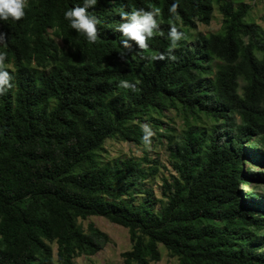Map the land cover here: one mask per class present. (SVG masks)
Returning <instances> with one entry per match:
<instances>
[{"label":"trees","instance_id":"obj_1","mask_svg":"<svg viewBox=\"0 0 264 264\" xmlns=\"http://www.w3.org/2000/svg\"><path fill=\"white\" fill-rule=\"evenodd\" d=\"M83 3L27 0L21 20H0V53L13 76L0 96V264L95 256L110 237L93 223L86 231L80 220L90 217L128 229L123 264L160 262L161 246L178 264H264V195L243 200L239 191L248 153L264 166V30L248 21L252 6L96 0L90 43L64 17ZM133 9L159 10L143 50L132 41L125 48L117 31L121 11ZM216 10L221 30L190 43L189 30L209 25ZM172 26L184 34L175 47ZM166 109L183 114L184 129L165 135L172 172L157 197L148 184L160 178L158 162L109 159L105 144L149 143L141 123L159 127L155 116Z\"/></svg>","mask_w":264,"mask_h":264},{"label":"rangeland","instance_id":"obj_2","mask_svg":"<svg viewBox=\"0 0 264 264\" xmlns=\"http://www.w3.org/2000/svg\"><path fill=\"white\" fill-rule=\"evenodd\" d=\"M252 6L248 21H252L261 26L264 30V0H244ZM222 16L216 10L214 18L209 25H205L197 21V28L189 30L187 39L193 43L199 35H209L217 33L221 30ZM48 38L53 39L62 50H66L63 43L55 37L54 31H50ZM49 70V68H48ZM160 120V126L154 127L149 119L144 120L141 124L149 131L152 140L143 145H135L131 142H123L118 139H110L105 144L106 153L104 154L109 159H124V158H142L147 156L151 160L158 162L160 166V178L151 181L148 185L153 187L157 197L161 196L160 184L162 177H168L172 172L169 163L170 149L168 139L165 135L168 133L176 137H180L183 132V114L177 109H166L160 116H155ZM239 121V120H237ZM162 135V137H160ZM251 148L247 145V149ZM264 151V145L260 146ZM245 157L243 166L244 173L249 176L247 184L240 185L239 191L241 198L247 200L248 195L252 193H260L264 195V180H259L251 177V174H264V166L258 162L256 155L248 153ZM165 167V168H164ZM84 229L87 231L88 225L93 223L101 231L105 232L110 237V242L102 251L92 257L82 256L76 259L77 264H123V253L131 249V241L128 229L109 222L103 217H90L87 220H80ZM56 248V247H55ZM162 252V260L153 264H178L176 258L171 257L164 247H160Z\"/></svg>","mask_w":264,"mask_h":264},{"label":"clouds","instance_id":"obj_3","mask_svg":"<svg viewBox=\"0 0 264 264\" xmlns=\"http://www.w3.org/2000/svg\"><path fill=\"white\" fill-rule=\"evenodd\" d=\"M96 0H84L83 6H76L64 13V17L69 21L70 27L78 33H83L90 43L97 39V23L95 16L90 15L88 9L94 7ZM27 0H0V20L7 21L11 18L14 21L21 20L25 15ZM176 4L170 8V12H175ZM159 15L158 9L144 10L133 9L130 12L121 11V20L117 31L121 33V44L128 48L129 41L134 42L139 49L143 50L148 47L147 41L152 38L155 30L159 29L156 17ZM163 35V33H160ZM183 33L178 31L175 26L170 28L169 39L171 46L175 47L176 42L183 37ZM7 34L0 32V43H6ZM164 59L163 56L159 57ZM6 55L0 53V96L4 95L13 87V76L5 69L4 61ZM126 86V81H121Z\"/></svg>","mask_w":264,"mask_h":264}]
</instances>
